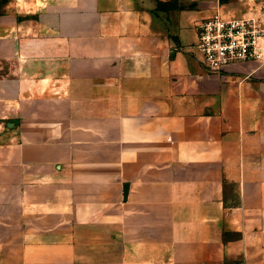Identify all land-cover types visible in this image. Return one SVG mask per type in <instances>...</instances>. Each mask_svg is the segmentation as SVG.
I'll return each mask as SVG.
<instances>
[{"label": "crops", "instance_id": "1", "mask_svg": "<svg viewBox=\"0 0 264 264\" xmlns=\"http://www.w3.org/2000/svg\"><path fill=\"white\" fill-rule=\"evenodd\" d=\"M170 1L0 0V264H264V62Z\"/></svg>", "mask_w": 264, "mask_h": 264}, {"label": "built area", "instance_id": "2", "mask_svg": "<svg viewBox=\"0 0 264 264\" xmlns=\"http://www.w3.org/2000/svg\"><path fill=\"white\" fill-rule=\"evenodd\" d=\"M196 47L209 71L218 73L226 66L264 62V20L261 17H227L217 10L198 24Z\"/></svg>", "mask_w": 264, "mask_h": 264}, {"label": "rangeland", "instance_id": "3", "mask_svg": "<svg viewBox=\"0 0 264 264\" xmlns=\"http://www.w3.org/2000/svg\"><path fill=\"white\" fill-rule=\"evenodd\" d=\"M176 1H177V0H175V1H174V0H171V1H170V4H168V6L176 5ZM235 1H236V3H237L239 0H235ZM223 4H224V3H222L221 0H219V6L216 7V11H217V10H220V11L223 12V13H227V12H229L231 9H233V6H234V5L223 6ZM234 7H236V8L238 9L239 6H238V4H235Z\"/></svg>", "mask_w": 264, "mask_h": 264}, {"label": "trees", "instance_id": "4", "mask_svg": "<svg viewBox=\"0 0 264 264\" xmlns=\"http://www.w3.org/2000/svg\"><path fill=\"white\" fill-rule=\"evenodd\" d=\"M226 1H228V0H221L222 3L226 2ZM169 4H170V3H169ZM175 6H176V5H172V6H168V7L173 8V7H175Z\"/></svg>", "mask_w": 264, "mask_h": 264}]
</instances>
